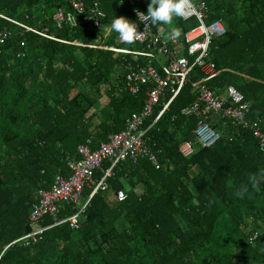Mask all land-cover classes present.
Returning <instances> with one entry per match:
<instances>
[{
	"label": "trees",
	"instance_id": "obj_1",
	"mask_svg": "<svg viewBox=\"0 0 264 264\" xmlns=\"http://www.w3.org/2000/svg\"><path fill=\"white\" fill-rule=\"evenodd\" d=\"M83 1L87 10L98 4L105 15L102 28L116 16L136 22L138 31L142 25L134 10L147 13L150 3ZM202 1L206 24L220 21L225 28L209 46V58L221 72L207 85L215 93L236 87L251 102L247 119L259 120L264 129V0ZM69 7L67 0H0V264H264V153L249 129L237 133L212 120L220 140L211 148L197 147L189 158L179 153L183 143L194 141L200 121L181 115L195 101L197 67L168 111L153 124L169 96L145 121L144 128L153 124L147 138L160 149V169L146 159L118 163L108 190L91 198L77 230L67 219L78 209L64 204L56 217L42 220L47 230L40 241L17 242L31 231L38 191L48 190L56 174L68 176V160L80 159L78 147L90 141L94 150L107 143L146 106L151 86L130 93L129 68L156 65L145 57L89 48L147 51L145 44H119L114 31L104 38L93 22L57 28L53 14ZM196 26L195 19L176 18L152 29H179L176 46L187 56L184 34ZM109 166L104 162L102 168ZM102 176L95 172L83 200ZM120 190L127 198L114 202Z\"/></svg>",
	"mask_w": 264,
	"mask_h": 264
},
{
	"label": "built area",
	"instance_id": "obj_2",
	"mask_svg": "<svg viewBox=\"0 0 264 264\" xmlns=\"http://www.w3.org/2000/svg\"><path fill=\"white\" fill-rule=\"evenodd\" d=\"M69 1L70 10L59 8L53 14L52 19L57 28L64 25L68 27H79L85 23L93 22L97 29L103 30L104 38H109L112 30L110 26L101 27V19L105 17L99 10L96 2L91 9L87 7L83 0ZM194 6L189 7L183 17H178L186 22L191 19L197 21V26L184 34V43L187 47V56H183L181 50L176 46L177 40L174 33L167 31L155 32L152 29L150 20L139 17L134 10L142 27L135 43L145 44L146 52L130 51L104 45H89L92 49H105L119 54H131L141 56L154 61L155 66L149 64L140 67L136 71L129 68L126 78V87L133 95L137 94L142 86H151L148 91V101L140 113L132 114L126 122V129L118 134L109 137L107 143H101L98 148L91 149V142L80 145L78 154L80 159H71L67 162L69 174H56L52 186L48 190L38 191V201L33 205L29 218L31 231L17 240L36 243L43 238L46 227L41 222L46 216L56 217L62 205L76 207L78 212L68 217L70 228H79L80 216L85 212L91 198L98 192L108 190V178L113 175V169L120 162L130 160L132 164H137L139 160H148L156 169H160L158 155L160 149L147 138L150 127L169 109L171 101L178 95L186 84L190 73L197 67L201 73V79L195 84L198 87L195 101L181 111L184 117L198 118L199 123L193 131L194 141L185 142L179 147V153L184 158L191 157L197 147L211 148L221 138V134L212 128L211 121L217 122L223 129L231 127L249 129L252 136L257 140L258 149L264 153V129L259 120L249 121L247 113L250 110L251 102L246 101L244 95L234 86L228 85L220 93H215L207 85L215 80L221 71H218L215 64L209 58V46L214 37L225 33V28L220 21L206 24L207 6L202 0H192ZM140 12H143L139 10ZM88 12V14H86ZM146 14V12H143ZM16 23V22H15ZM21 27L23 25L16 23ZM26 28V27H24ZM27 30H30L26 28ZM40 35H43L40 33ZM46 36V35H43ZM48 37V36H46ZM119 44H126L119 38H115ZM165 60H159L158 57ZM187 57H193L189 60ZM167 96L170 99L163 102L162 110L153 124L144 128L145 121L153 113L154 106ZM104 162H109L110 166L103 170ZM97 170H101L103 176L86 200H83L85 188L90 187L94 181ZM127 194L120 190L113 194V201L123 202ZM257 237V233L249 238L252 241Z\"/></svg>",
	"mask_w": 264,
	"mask_h": 264
},
{
	"label": "clouds",
	"instance_id": "obj_3",
	"mask_svg": "<svg viewBox=\"0 0 264 264\" xmlns=\"http://www.w3.org/2000/svg\"><path fill=\"white\" fill-rule=\"evenodd\" d=\"M124 0H118V3L123 4ZM194 6L192 0H150L147 13L135 10L139 17L150 20L151 25H171L178 17H183L189 7ZM110 28L118 33L119 38L127 44L135 43L137 37L142 35L138 31V24L125 17H114L111 21ZM179 29H176L174 36H179ZM237 195L242 196V192Z\"/></svg>",
	"mask_w": 264,
	"mask_h": 264
},
{
	"label": "rangeland",
	"instance_id": "obj_4",
	"mask_svg": "<svg viewBox=\"0 0 264 264\" xmlns=\"http://www.w3.org/2000/svg\"><path fill=\"white\" fill-rule=\"evenodd\" d=\"M110 199H112V195H111Z\"/></svg>",
	"mask_w": 264,
	"mask_h": 264
}]
</instances>
